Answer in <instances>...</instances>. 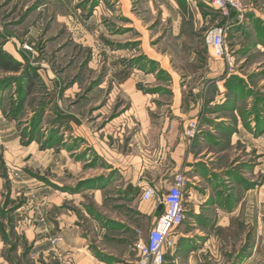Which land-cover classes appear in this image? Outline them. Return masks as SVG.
I'll use <instances>...</instances> for the list:
<instances>
[{"label": "rangeland", "instance_id": "obj_1", "mask_svg": "<svg viewBox=\"0 0 264 264\" xmlns=\"http://www.w3.org/2000/svg\"><path fill=\"white\" fill-rule=\"evenodd\" d=\"M240 1V13L221 15L176 0L185 35L178 41L161 0H0V59L19 66H0V264L43 261L23 233L37 217L46 220L39 194L106 184L102 205L89 191L63 206L94 239L93 216L112 225L109 235L133 221L134 236L123 246L136 263L134 245L155 221L132 219L138 206L117 187L119 164L170 165L172 111L183 117L178 127L189 150L217 157L219 198L228 204L221 209L230 220L192 222L189 210L166 264H264V0ZM217 26L225 28L230 64L207 52L205 34ZM146 119L154 126L145 128ZM8 123L17 143L6 147ZM223 175L231 179L227 194ZM209 202L199 195L194 213L215 214Z\"/></svg>", "mask_w": 264, "mask_h": 264}, {"label": "crops", "instance_id": "obj_2", "mask_svg": "<svg viewBox=\"0 0 264 264\" xmlns=\"http://www.w3.org/2000/svg\"><path fill=\"white\" fill-rule=\"evenodd\" d=\"M161 1L164 7V13L170 20L169 29L171 37L173 39L176 38L178 41L184 40L185 35L182 30L183 27L181 22L182 13L179 10L176 0ZM185 1L184 3L187 7H192L194 5L191 4L190 1L205 5V3L199 0ZM171 76L173 79L174 75L171 74ZM178 110L180 111V108ZM172 113L177 119L174 120V127L166 137L170 152L173 151L171 156L168 157L170 165L164 166V164H161L154 169L153 163H151V165L144 164L147 163L146 161L141 163L140 158L131 163L127 162L125 165L119 164L121 170H118V172L123 176L121 178L122 182L119 183L117 187L121 190L122 195L126 196L128 204L131 206H138L136 209L137 214L135 213L132 219L141 215L145 218L151 216L153 220L156 221L157 217L155 216V212L158 204L152 199L142 200L141 194L148 187L166 190L173 181L172 169H179L181 171L179 173H183L187 179V185L183 192V204L185 213L191 210V214L188 216L189 220L193 222L199 217L211 223L229 222V213L221 209L222 207L228 206V204L221 203L219 198V193L222 188L220 186L221 168L216 166L217 157L213 153L204 152L203 149H200V151L195 154L191 152L189 147H187V143L184 142L181 130H179L178 127V122H180L183 117L180 116L181 114H175L174 111H172ZM147 119L143 124L145 128L154 126L151 121ZM11 125V123L7 124L9 136H1L2 143L6 147H9L12 143H17V137L11 135ZM154 174H158L157 180H155L156 182L154 181ZM222 179L227 185L225 186L227 191L224 192V194L230 193V189L232 188L230 185V175H223ZM102 187L107 188V184L105 186L99 185L96 188L86 192H80L79 194L67 193L65 191L61 192L58 190H54L49 194L48 192L41 195L39 194V196H41L40 211L46 215V220H40V218L37 217V220H35L36 224L31 226L30 229L29 227L26 228L23 232L28 243L31 245V255L40 256L43 259V261L40 259V261L35 264H44L43 262L46 263L50 260L53 264H135L132 255H130V246L128 245L125 248L123 246V244L127 242L126 236H134L136 227L133 221L127 223L121 222L126 225V232L122 233L125 228H121L119 229L121 232L120 235H109L107 230L112 229L111 223V226H109V223L102 225V223H104V221L101 220L102 217L93 216L95 217L92 221L93 226H98V232L100 233V236L94 239L83 234L73 210L71 211L69 208L63 206V203H67V201L70 200L74 201V203L78 202V195L81 196L82 193L86 194L89 191L94 193L93 198L95 203L97 205H102L104 199L101 194ZM45 189L42 188L41 193L47 191ZM199 195L204 198L209 196L210 202L206 204V207H214L215 214L196 215L194 213L196 211L192 208H195V202L196 199L199 198ZM140 227L142 229L146 228L143 222ZM182 235L183 233L178 234L176 231L173 238L178 240ZM103 236H105L106 239H111L110 244H112V246L108 248L107 245H102L101 239ZM55 237H59L60 240L52 246L50 239ZM113 245L115 246L113 247ZM167 255L165 254V264Z\"/></svg>", "mask_w": 264, "mask_h": 264}, {"label": "built area", "instance_id": "obj_3", "mask_svg": "<svg viewBox=\"0 0 264 264\" xmlns=\"http://www.w3.org/2000/svg\"><path fill=\"white\" fill-rule=\"evenodd\" d=\"M206 3L213 11L226 15L229 9L240 13L242 4L240 0H199ZM205 45L210 58L224 59L230 64V54L225 43V28L217 26L209 29L205 34ZM195 124L189 122L186 126V134L192 136ZM187 185L186 176L177 173L173 176L171 185L166 190H158L153 187L146 188L142 194V200L152 199L156 204L162 205V210L157 217L154 226L149 231L145 241L139 237L135 243L138 259L135 264H164L165 252L174 245L173 236L184 221L185 207L183 204V192ZM60 238L52 239V243Z\"/></svg>", "mask_w": 264, "mask_h": 264}, {"label": "trees", "instance_id": "obj_4", "mask_svg": "<svg viewBox=\"0 0 264 264\" xmlns=\"http://www.w3.org/2000/svg\"><path fill=\"white\" fill-rule=\"evenodd\" d=\"M204 3V2H203ZM206 4V3H205ZM207 5V4H206ZM208 6V5H207ZM209 7V6H208ZM0 66L4 69V70H17L18 69V65H16L15 62L11 61V60H3V59H0ZM7 80L4 81V83L6 82ZM164 258H165V255H164Z\"/></svg>", "mask_w": 264, "mask_h": 264}, {"label": "water", "instance_id": "obj_5", "mask_svg": "<svg viewBox=\"0 0 264 264\" xmlns=\"http://www.w3.org/2000/svg\"><path fill=\"white\" fill-rule=\"evenodd\" d=\"M161 210H162V205L159 204V205L157 206V209H156V212H155V216H156V217L159 216Z\"/></svg>", "mask_w": 264, "mask_h": 264}]
</instances>
